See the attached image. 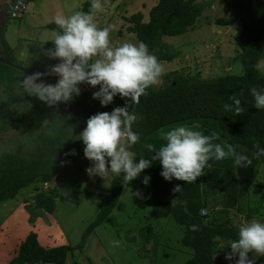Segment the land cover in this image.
Here are the masks:
<instances>
[{
	"label": "trees",
	"instance_id": "trees-1",
	"mask_svg": "<svg viewBox=\"0 0 264 264\" xmlns=\"http://www.w3.org/2000/svg\"><path fill=\"white\" fill-rule=\"evenodd\" d=\"M16 0H11L10 3ZM90 3L85 2L80 12H88ZM204 11V5L196 0H156V4L149 12V19L143 22L140 13L132 15L128 21L133 25L128 31L134 34L138 41L148 45L160 62H171L176 53L164 52V38H173L198 29L199 19ZM11 20L8 11L4 14L0 27V147L8 140V136L17 135L18 140H24L31 135L32 140L21 153L0 149V206L16 198L23 188L38 182L52 181L65 159V153L75 150L76 155L82 152V143L76 137L85 127L86 120L98 112H111L115 107H122L125 99L119 96L112 104L101 107L99 101L92 99V92L98 90L88 87L81 91L79 97L60 106L48 107L33 97L24 95L18 87L22 73L30 75L33 72H43L34 66L27 69L23 63L15 59L13 50L7 44L4 33L6 25ZM240 20L241 30L234 39L238 50V60L242 66L241 76H222L215 79L203 80L194 75L179 72L169 76V82L164 88L147 89V95L141 96L138 103L130 108L140 119L133 125V130L140 136V141L132 146L137 158L149 155L143 145L151 143L159 148L165 143L162 133L180 125H196L201 128L211 127L215 130L219 143H230L236 151L247 155L252 163L247 167H237L231 158L217 161L210 159L208 163L215 165L211 173L202 174V181L210 182L221 179L224 169L238 173L240 195L247 194L258 166L264 172V157L254 158L255 145L264 147V111L256 110L252 106V98L248 89L252 86L264 87V74L257 67L264 58L262 46L263 35L261 27L264 23V0H237L233 13L227 18L215 21L216 26H232ZM48 29H56L55 24L48 25ZM168 81V80H167ZM46 83H55V77H46ZM84 84L80 85L83 86ZM236 94L241 99L245 111L239 116L225 113L222 105L230 103L229 96ZM77 105V113L71 115L63 109L65 106ZM36 118V122H28V118ZM46 121V123H44ZM39 124V125H38ZM40 126L41 130L34 131ZM33 132L35 133H32ZM19 131V132H18ZM25 150H28L25 153ZM75 155V156H76ZM149 158V157H145ZM232 161V162H231ZM235 168V170L233 169ZM223 169V171H222ZM161 167L154 162L141 176H149L151 216L154 219L173 218L184 228L181 244L193 251L192 257L184 264H215L214 255L220 241L235 239L237 231L226 224L219 226L207 223L204 216H200L201 205L191 207L194 215L187 213L183 204L171 200L173 187L177 181H165L161 176ZM126 183L122 177L114 175L108 189L106 201L95 219L85 229L79 243L73 247L58 246L44 248L39 242L36 233L30 232L20 243L16 256L9 264H64L69 253L82 252L92 231L102 225L119 203L122 189ZM189 185V184H188ZM187 185V186H188ZM187 186L183 184L180 191L182 200L191 206ZM187 194V196H186ZM59 196L57 189L40 192L34 196L35 207L47 214L56 210V199ZM196 224L199 230L193 232L190 226ZM140 238L149 243L155 235L148 229L145 234L140 231ZM264 261V258L262 259Z\"/></svg>",
	"mask_w": 264,
	"mask_h": 264
},
{
	"label": "rangeland",
	"instance_id": "rangeland-1",
	"mask_svg": "<svg viewBox=\"0 0 264 264\" xmlns=\"http://www.w3.org/2000/svg\"><path fill=\"white\" fill-rule=\"evenodd\" d=\"M25 1L29 3L31 0ZM50 1L42 0L31 4L30 7L26 5V14L32 13L34 9H42L46 3H52ZM53 1L51 5L73 3V0ZM84 2H89L91 5L92 0ZM196 2L204 5L198 29L181 36L164 38V52L176 53V58L171 62H161L163 74L160 83L152 86L154 90L164 88L170 81L169 76L176 72L194 75L203 80L226 75L241 76L243 73L238 60V50L234 45V39L241 30L240 20L226 27L214 24L216 20L227 18L233 13L237 0H196ZM102 3H104L103 9L94 12L95 22L98 28L111 26L110 40L114 45H118L125 41H138L134 34L128 31L133 25L128 19L140 13L143 22H147L149 12L156 4V0H106V2L102 0ZM48 9L50 10V4ZM43 11L44 8L42 13ZM27 18L29 17L26 16L22 20L11 19L6 25L15 59L21 62L29 54L33 56L31 59H35L40 47L51 46L50 40L53 34L43 28L46 19L38 15L29 18V21ZM48 22L53 21L48 20ZM261 32L263 35L261 44L264 48V23ZM43 59L46 60L44 57ZM43 59L40 57L41 66L48 64ZM31 61L33 60L25 63L24 67L31 69ZM261 61H264V58ZM259 70L264 74V67H259ZM76 113L77 108H75ZM31 119L33 123L38 120L33 116L28 118L29 123H32ZM205 127L204 125L202 129L198 124L192 128L204 134L214 133L217 136L213 128ZM83 129L84 127L80 130ZM36 130L40 131V126L34 128V131L38 132ZM35 132L32 130V133ZM16 135L14 133L11 138L8 136L10 141L7 140L0 149L17 153L24 151L33 134L29 137L26 135L24 140L20 139L18 142ZM214 143H219L218 139ZM27 151L25 150V153ZM67 160L70 163H61L52 181L38 182L23 188L15 199L0 206V264H9L16 256L20 243L30 232L36 233L39 244L44 248L73 247L79 243L85 229L95 219L106 201V189L115 174L109 173L104 180L100 177L90 178L85 169L90 167L91 162L84 158L83 147L80 154ZM214 167L215 165L208 163L203 174L211 173ZM202 176L191 183L175 180L182 187L183 184L186 186L189 184L187 194L191 198V206L187 202L184 203L179 195L180 192H172L171 200L183 204L190 215L195 214L191 207L200 204L202 207L197 214L204 216L207 223L215 226L226 224L229 228L238 230L242 222L252 219L264 221V172L261 165L257 167L249 190L244 196L239 192V177L236 170L234 172L224 169L223 177L213 182L202 181ZM143 177L140 176L125 184L119 203L108 219L92 231L83 251L69 253L64 264H184L192 257L193 251L181 244L184 234L182 226L170 217L152 218L150 190L141 183ZM51 189L59 191L55 202L56 210L52 215L37 209L34 203L36 194ZM137 190L142 191L146 198L137 199L133 195ZM148 229L155 237L151 238L149 243H145L139 235L140 231L146 234ZM219 245L220 242L215 250V264H229L224 260V254L230 249L221 250ZM252 255L249 253V258H252ZM263 258L257 257L256 264H264Z\"/></svg>",
	"mask_w": 264,
	"mask_h": 264
},
{
	"label": "clouds",
	"instance_id": "clouds-1",
	"mask_svg": "<svg viewBox=\"0 0 264 264\" xmlns=\"http://www.w3.org/2000/svg\"><path fill=\"white\" fill-rule=\"evenodd\" d=\"M106 2V0H104ZM104 7L102 0H92L88 12H76L65 16L53 17L56 29L53 30L51 47H40V53L48 60L57 61L48 65L43 72L30 75L22 73L18 87L24 95L33 97L48 107L74 100L80 95V85L86 84L91 89L92 99L99 101L101 107H107L119 96L125 99L122 107H115L111 112H98L85 122L82 132L76 137L83 145L84 158L91 162L85 169L91 177L103 180L109 173L122 177L129 184L158 162L160 176L168 182L172 180L191 183L200 177L210 159L217 161L231 158L237 167H247L252 160L236 151L230 143H214L218 137L214 133L204 134L187 125H180L162 133L165 143L157 149L151 143L143 148L149 155L137 158L132 146L140 141V136L133 130V125L140 119L130 108L138 103L141 96L147 95V89L160 83L163 67L157 56L142 41L121 42L114 45L110 40L111 26L98 28L94 12ZM257 67H264V61ZM56 77V82L46 83V77ZM252 106L264 111V87L252 86L248 89ZM230 103H224L225 113L239 116L245 108L241 99L233 94ZM46 123V121H44ZM254 158L264 157V147L254 146ZM75 150L65 153V157L75 156ZM149 157V158H145ZM62 164L70 163L65 159ZM149 176H144L141 183L149 186ZM182 186L173 187L179 193ZM133 195L145 199L142 191ZM190 230L196 232L199 226L193 224ZM221 250L225 248L224 260L229 264H256L257 257H264V221L252 219L240 223L235 239L226 243L217 236ZM252 253V258H249Z\"/></svg>",
	"mask_w": 264,
	"mask_h": 264
},
{
	"label": "crops",
	"instance_id": "crops-1",
	"mask_svg": "<svg viewBox=\"0 0 264 264\" xmlns=\"http://www.w3.org/2000/svg\"><path fill=\"white\" fill-rule=\"evenodd\" d=\"M22 1L25 2V12H24V14L19 19L22 20V19H25L26 16L29 17V18H31V17H35L36 15H38L40 18H43L44 20L46 19L45 20L46 22L43 24V28L46 29V30H48V31H51V30L48 29V25L54 24L53 22H48V20L49 21H53V17L56 16V15H58V14H63L65 16H68V15L74 14L76 12H80L81 11V8H82V5L85 3L84 2L85 0H73L72 5H59V4L58 5L57 4L51 5L54 1L53 0L52 1L49 0L52 3H49V2L46 3V5L48 4V6L45 5L46 7L45 6L43 7L44 8L43 13H42V9L43 8L42 9L40 8L38 10H35L34 9L32 13L29 12V14L27 15L26 14V5H28L30 7L31 4H34V3L39 2V1H42V0H31L29 3H27L25 0H22ZM10 2H11V0H0V25H2V19H3V16L5 14V8L4 7H5V5H8ZM49 4H50V10L48 9L49 8ZM29 18H27L28 21H29ZM32 27L33 26H30V28H32ZM51 32H53V31H51ZM4 38H5L6 42H7V44L10 46V41L8 40V30L7 29L5 30ZM47 43H49V42H47ZM48 47H51V46H48ZM11 49H12V47H11ZM13 53H14V51H13ZM32 57L33 56L30 55V54L27 55L26 58H25V60H22L21 59L23 62L19 61L17 58L16 59H17V61L23 63V65H25V63L26 64L29 63L28 61L33 60L35 62L34 63L35 67L38 68V69H40V70H43V71L45 70V68L48 65H50L49 63H52V64L56 63V61H51V60L46 59L40 53V48L37 51V57H39V58L37 59V57H35V55H34L35 59H31ZM40 57H42V59L44 57L46 60L43 59V61H47L48 64L45 65V66H41L42 65L41 63L42 62L40 61ZM197 125L198 124L193 125L191 127H195ZM229 214H231V213H229Z\"/></svg>",
	"mask_w": 264,
	"mask_h": 264
},
{
	"label": "built area",
	"instance_id": "built-area-1",
	"mask_svg": "<svg viewBox=\"0 0 264 264\" xmlns=\"http://www.w3.org/2000/svg\"><path fill=\"white\" fill-rule=\"evenodd\" d=\"M7 11L11 19H19L25 12V2L16 0L13 3H9L7 5Z\"/></svg>",
	"mask_w": 264,
	"mask_h": 264
},
{
	"label": "water",
	"instance_id": "water-1",
	"mask_svg": "<svg viewBox=\"0 0 264 264\" xmlns=\"http://www.w3.org/2000/svg\"><path fill=\"white\" fill-rule=\"evenodd\" d=\"M4 8H5V13H6V11H7V5H5ZM88 87L89 86H87L86 84H84L83 86L80 87V92L86 90ZM58 106H60V104H58ZM76 107H77V105L65 106L63 110L65 112L70 113L71 115H73V114H75V108Z\"/></svg>",
	"mask_w": 264,
	"mask_h": 264
}]
</instances>
